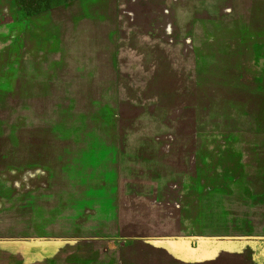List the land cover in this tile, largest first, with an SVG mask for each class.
I'll return each mask as SVG.
<instances>
[{"label": "rangeland", "instance_id": "1", "mask_svg": "<svg viewBox=\"0 0 264 264\" xmlns=\"http://www.w3.org/2000/svg\"><path fill=\"white\" fill-rule=\"evenodd\" d=\"M33 1L0 0V264H264V0Z\"/></svg>", "mask_w": 264, "mask_h": 264}, {"label": "crops", "instance_id": "2", "mask_svg": "<svg viewBox=\"0 0 264 264\" xmlns=\"http://www.w3.org/2000/svg\"><path fill=\"white\" fill-rule=\"evenodd\" d=\"M150 28L152 29V26L148 23H143L140 27H138V31L141 32L143 35H148L150 33ZM3 53L7 51H10L9 47H3L1 49ZM35 53V52H34ZM37 55V52H36ZM23 53L20 55V61L22 60ZM35 147H38L35 149L29 158H27V161L23 164L22 170L25 171H32L36 172L35 178L31 179L29 183L26 184V186H23V195H29L31 192L38 188L42 183H44L45 176L49 175V166L44 162V151L41 149L42 144L36 143ZM79 152H82V150H78ZM41 175L42 177H38ZM29 206H32L29 205Z\"/></svg>", "mask_w": 264, "mask_h": 264}, {"label": "trees", "instance_id": "3", "mask_svg": "<svg viewBox=\"0 0 264 264\" xmlns=\"http://www.w3.org/2000/svg\"><path fill=\"white\" fill-rule=\"evenodd\" d=\"M15 4L17 5V10L19 11H31V14L39 12V4H35L36 1H29L26 2V4L23 6L22 3H24V0H14Z\"/></svg>", "mask_w": 264, "mask_h": 264}]
</instances>
